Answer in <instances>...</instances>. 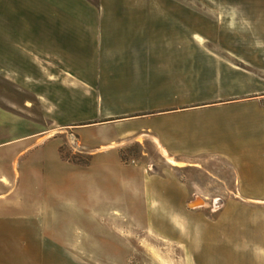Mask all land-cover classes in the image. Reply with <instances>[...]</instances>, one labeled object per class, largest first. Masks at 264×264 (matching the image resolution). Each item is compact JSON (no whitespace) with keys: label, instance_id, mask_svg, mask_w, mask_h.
<instances>
[{"label":"rangeland","instance_id":"rangeland-1","mask_svg":"<svg viewBox=\"0 0 264 264\" xmlns=\"http://www.w3.org/2000/svg\"><path fill=\"white\" fill-rule=\"evenodd\" d=\"M191 1L200 20L192 48L229 62L230 25L217 20L229 23L230 10L220 0ZM81 3L0 0V66L26 61L18 30L38 35L43 19H69L77 5L85 15ZM205 57L192 58V102L259 96L250 91L262 74ZM70 59L92 63L85 54ZM73 72L88 85H40L35 73L24 88L18 75L0 72V213L21 227L16 238L25 224L30 264H264V201L254 200L264 194V101L162 117L157 125L180 151L168 156L140 131L119 139L124 124L100 119L112 107L108 90L91 82L98 75Z\"/></svg>","mask_w":264,"mask_h":264},{"label":"crops","instance_id":"crops-1","mask_svg":"<svg viewBox=\"0 0 264 264\" xmlns=\"http://www.w3.org/2000/svg\"><path fill=\"white\" fill-rule=\"evenodd\" d=\"M191 2L82 0L85 15L79 16L80 6L77 5L76 9L70 10L69 19H43L38 26V35H33L29 26L21 32L18 30V37L26 45L22 57L27 59L10 69L0 66V72L18 75L16 80L22 82L24 88L31 87L30 75L35 73L39 74L38 84L59 83L61 86L62 83L88 85L77 78L73 70L97 74L98 78H92L91 82L102 84L108 90L112 107L100 119L107 126L124 124L119 128V139L140 131L144 138H153L162 153L179 154L168 129L163 130L157 125L162 117H182L241 99L264 101V82L261 84L258 78L256 88L250 92L259 93V96H217L196 102L186 97L192 58L209 56L216 66L225 63L236 73L241 68L246 69L249 75L261 77L262 74L264 81V0H220V8L226 5L230 10L229 23L220 18L217 20L218 28L223 24L230 25L231 47L225 50L230 54L229 62L223 61L227 56L216 50L192 48L200 20L192 19ZM55 10L60 9L56 6ZM84 54L92 58L91 68L84 69L78 61L70 59ZM48 74L55 75L56 80L46 78ZM132 121L138 123L129 124ZM115 143L110 140L106 145ZM170 162L176 166L186 163L184 160ZM254 200L264 201V194ZM26 225L30 227L29 223ZM15 227L21 228L11 213L2 211L0 264H30L31 242L30 237L25 239V224L19 238L14 236Z\"/></svg>","mask_w":264,"mask_h":264}]
</instances>
